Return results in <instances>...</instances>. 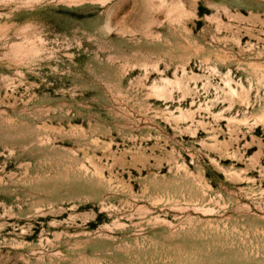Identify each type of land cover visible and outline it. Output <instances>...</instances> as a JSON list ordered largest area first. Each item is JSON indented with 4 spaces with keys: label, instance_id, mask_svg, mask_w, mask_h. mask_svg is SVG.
Listing matches in <instances>:
<instances>
[{
    "label": "rangeland",
    "instance_id": "obj_1",
    "mask_svg": "<svg viewBox=\"0 0 264 264\" xmlns=\"http://www.w3.org/2000/svg\"><path fill=\"white\" fill-rule=\"evenodd\" d=\"M0 264H264V0H0Z\"/></svg>",
    "mask_w": 264,
    "mask_h": 264
}]
</instances>
